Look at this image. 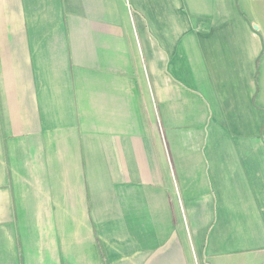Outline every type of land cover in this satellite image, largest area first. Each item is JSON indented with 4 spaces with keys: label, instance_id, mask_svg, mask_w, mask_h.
I'll use <instances>...</instances> for the list:
<instances>
[{
    "label": "crops",
    "instance_id": "0c3cea01",
    "mask_svg": "<svg viewBox=\"0 0 264 264\" xmlns=\"http://www.w3.org/2000/svg\"><path fill=\"white\" fill-rule=\"evenodd\" d=\"M264 0H0V264H264Z\"/></svg>",
    "mask_w": 264,
    "mask_h": 264
},
{
    "label": "rangeland",
    "instance_id": "374dc122",
    "mask_svg": "<svg viewBox=\"0 0 264 264\" xmlns=\"http://www.w3.org/2000/svg\"><path fill=\"white\" fill-rule=\"evenodd\" d=\"M262 137L264 138V130H263V134H262Z\"/></svg>",
    "mask_w": 264,
    "mask_h": 264
}]
</instances>
